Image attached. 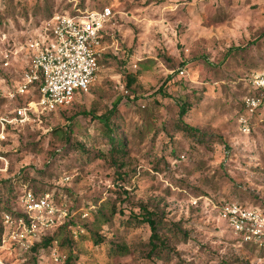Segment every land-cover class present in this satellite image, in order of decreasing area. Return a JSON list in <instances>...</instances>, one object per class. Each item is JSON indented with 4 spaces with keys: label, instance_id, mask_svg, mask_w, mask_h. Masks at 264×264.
Listing matches in <instances>:
<instances>
[{
    "label": "rangeland",
    "instance_id": "374dc122",
    "mask_svg": "<svg viewBox=\"0 0 264 264\" xmlns=\"http://www.w3.org/2000/svg\"><path fill=\"white\" fill-rule=\"evenodd\" d=\"M104 7L113 13L112 57L103 58L91 89L66 109L6 131L0 264H36L31 251L2 242L5 215L21 209L29 189L42 190L34 194L49 196L85 229L74 247L60 246L71 264H264V238L236 232L225 217L233 206L264 216V123L250 135L237 123L245 79L264 71V0H0V93H16L30 63L28 42L50 17ZM126 73L137 78L133 91ZM30 99L1 98L0 117ZM183 104L184 121L205 143L179 129ZM115 105L110 125L127 147L122 168L112 162L104 118ZM99 153L106 158H94ZM143 207L164 221L160 234L171 250L161 256L150 253L149 225L135 218ZM96 235L105 241L97 244ZM49 251L38 264H50Z\"/></svg>",
    "mask_w": 264,
    "mask_h": 264
},
{
    "label": "built area",
    "instance_id": "2783aa9c",
    "mask_svg": "<svg viewBox=\"0 0 264 264\" xmlns=\"http://www.w3.org/2000/svg\"><path fill=\"white\" fill-rule=\"evenodd\" d=\"M113 13L110 8L81 9L57 13L48 19L37 38L28 42L31 52L29 67L15 91L3 90L0 99L14 101L17 96H31L12 117H0V154L6 141V131L28 124L68 108L78 94L87 93L96 82L100 62L110 49L106 37ZM246 84L256 95L243 97L246 114L237 117L238 129L244 135L252 133V121L264 120V71L247 76ZM0 160H6L0 155ZM21 209L5 215L7 227L3 244L12 243L24 251L41 242L49 231L65 227L71 238L78 241L86 231L75 223L74 215L58 206L49 196H37L27 190L21 196ZM84 213L83 218H87ZM236 232L264 238V216L256 211H244L237 206L228 208L225 215ZM50 264H67L59 241L49 251Z\"/></svg>",
    "mask_w": 264,
    "mask_h": 264
},
{
    "label": "trees",
    "instance_id": "16d2710c",
    "mask_svg": "<svg viewBox=\"0 0 264 264\" xmlns=\"http://www.w3.org/2000/svg\"><path fill=\"white\" fill-rule=\"evenodd\" d=\"M82 8H84V5H81ZM98 9H102V8H98ZM51 18V17H50ZM49 18V19H50ZM107 42L110 41L109 37H106ZM232 53V51H231ZM112 55H106L104 58H111ZM103 61V59L101 60V62ZM100 62V65H101ZM171 80V78L168 79V81H166V83L160 88L161 93H165L166 92V88L168 87V82ZM137 82V78L135 75L131 74V73H126L125 75V87L127 90L133 91V86L136 84ZM246 95H256L255 91H253L249 86L248 89H246ZM243 100V98H242ZM240 101V107L239 110L237 112V117L239 115L242 114H246V110L245 107L243 105V101ZM117 108L118 105H115L113 107L112 110H110L106 115H104V118L106 119V124L108 125V130L107 133L109 135V139L110 142L112 144V149H111V153L113 155L112 157V162L115 166H118L119 168H122L125 163H124V159L127 157V147L125 142L123 141V138H118L117 135H115V128L116 125L112 124V126L110 125L112 123V119L113 117L117 114ZM189 108L186 104H183L181 106V111H180V121H179V129L184 132L186 135H188L189 137H191L194 140H197L199 143H205L206 142V138L205 135L202 134L197 128H194L192 126H190L189 124H187L184 121V117L186 116V114L188 113ZM264 123L263 121H259V120H253L252 121V131L255 129V127L259 124ZM113 127V128H112ZM75 147L79 148L82 152H84L85 154L90 155V152L85 149V146L83 144L80 143H76ZM90 157V156H89ZM106 158V156H104L103 154L99 153V155H95L94 158ZM30 190V189H29ZM42 190L40 189H35L34 193L35 194H39ZM126 193V192H125ZM128 197H126L127 200ZM6 212H11V209H7L5 208ZM143 213H141L140 217H135L137 218V222L138 223H144V224H148L150 229H151V237H150V241H149V246H150V253L153 255H157L159 254V256L163 255L166 251L171 250L170 245H169V240L167 238H164L161 234H160V230L163 226V222L159 215L155 212L150 211L147 207H143L142 208ZM4 211V212H5ZM102 216L104 217V214L101 211ZM106 222H109L110 219H105ZM176 226V225H175ZM87 228V225H86ZM88 232V230H87ZM1 234V233H0ZM2 236V234H1ZM0 236V238H1ZM96 243L97 244H101L105 241L104 238H102L99 235H96ZM59 241L60 246L64 247L65 245L70 246V248L74 247L75 243H77L75 240H73L70 236V234L68 233L67 229L65 227H61L59 228L54 234H48L46 236L43 237V239L41 240V242H39L38 244H36L32 249H31V256L33 259V262L38 264V258H39V254H41V251H46L48 252L52 246V243L54 241ZM113 249L118 250V251H123L125 250L124 245L121 244H115L112 245ZM151 255V256H152ZM73 262V258L72 255L70 257H68V261L67 264H71Z\"/></svg>",
    "mask_w": 264,
    "mask_h": 264
}]
</instances>
